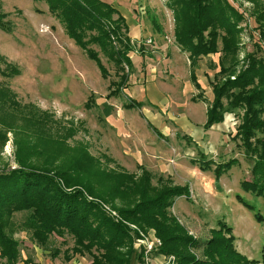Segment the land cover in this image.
Segmentation results:
<instances>
[{"label":"rangeland","instance_id":"1","mask_svg":"<svg viewBox=\"0 0 264 264\" xmlns=\"http://www.w3.org/2000/svg\"><path fill=\"white\" fill-rule=\"evenodd\" d=\"M102 1L125 17L133 46V70L127 87L110 98L107 96L113 91L111 85L119 81V70L98 46L91 48L99 52L106 76L50 14L46 2L0 0V13L7 14L4 21L12 27L11 33L0 29V55L20 71L12 78L0 75V89L12 91L23 112L15 128L6 132V142L0 140V171L17 169L18 160L28 158L30 153L35 161L47 163L62 153L60 147L64 145L56 140L71 138L67 141L71 148L81 146L103 164L106 159L114 161L108 164L110 169L119 166L139 175L142 167L153 173L154 184L163 177L175 185L188 186L189 200L178 198L171 211L190 234L207 240L224 221L233 229L237 250L249 260L260 262L264 197L241 188L242 181L251 180L249 161L236 138L243 112L226 113L222 122L204 128L207 107L213 100L210 82L214 71L208 66L210 61L217 64L219 55L200 59L196 73L205 99L193 102L199 90L190 79L188 54L174 41L173 13L167 0ZM244 7L248 10L250 4L245 2ZM249 25L255 27L252 19ZM248 30L252 28L243 34L241 58L254 48ZM131 100L141 102V108H124ZM34 111L47 113L52 123L46 127L34 125L30 119ZM27 140L33 146L29 156L18 150ZM202 155L215 164L232 159L239 164L217 178L214 166L204 171L194 163ZM257 214L263 221L257 220ZM16 218L21 219L19 215ZM15 238L21 243L18 264H91L89 256H76L71 261L64 258L63 252L73 246L69 237L55 236L52 240L51 250L61 252L55 259L51 250L37 247L25 232H17ZM157 245L158 239L150 231L137 241L136 250L143 246L150 251ZM151 254L146 257L147 264L175 261L173 256ZM132 264H138L137 260Z\"/></svg>","mask_w":264,"mask_h":264},{"label":"trees","instance_id":"2","mask_svg":"<svg viewBox=\"0 0 264 264\" xmlns=\"http://www.w3.org/2000/svg\"><path fill=\"white\" fill-rule=\"evenodd\" d=\"M33 1L46 2L50 14L98 64L104 76L107 71L99 52L91 46H98L113 62L119 70V81L111 85L113 91L107 97L118 96L127 87L133 70L129 27L120 11L102 0ZM245 2L250 4L248 10ZM166 5L173 13L174 41L188 54L190 79L199 90L193 102L205 99L196 73L200 59L219 55L218 63L210 61L208 66L214 71L210 82L213 100L207 107L204 128L222 122L226 113L243 112L236 138L249 161L251 180L242 181L241 188L264 197V0H167ZM6 17L0 13V29L11 33ZM251 19L255 27H250ZM249 28L254 48L241 58L243 34ZM19 74V69L0 55V75L12 78ZM141 106V102L131 100L124 108ZM20 109L12 91L0 89V126L4 128L0 140L6 142V132L15 128L18 115L23 114ZM30 114L36 126L52 123L45 112ZM69 139L56 140L64 145L60 147L62 153L47 163L35 161L31 153L29 156L32 145L27 140L18 150H24L30 159H19L17 169L0 171V264H18L21 260L17 232H25L33 244L47 251L52 249L55 236L69 237L73 246L63 252L64 258L71 261L76 256H89L91 264H132L134 259L147 264L150 253L173 256V264H264V248L260 262L246 258L237 250L233 229L224 221L207 240L190 234L171 211L178 198L189 200L188 186L175 185L163 177L154 184L153 173L142 167L139 175L119 166L110 169L108 164L114 161L106 159L103 164L87 149L71 148ZM194 163L204 171L214 166L220 178L239 161L215 164L202 155ZM257 220L263 221V217L257 214ZM150 231H154L159 245L150 251L143 246L136 250L137 241ZM60 253L55 248L50 251L54 259Z\"/></svg>","mask_w":264,"mask_h":264},{"label":"built area","instance_id":"3","mask_svg":"<svg viewBox=\"0 0 264 264\" xmlns=\"http://www.w3.org/2000/svg\"><path fill=\"white\" fill-rule=\"evenodd\" d=\"M168 264H170V262H168Z\"/></svg>","mask_w":264,"mask_h":264}]
</instances>
